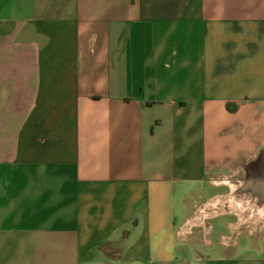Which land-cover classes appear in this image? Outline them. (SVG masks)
<instances>
[{"label": "crops", "instance_id": "1", "mask_svg": "<svg viewBox=\"0 0 264 264\" xmlns=\"http://www.w3.org/2000/svg\"><path fill=\"white\" fill-rule=\"evenodd\" d=\"M262 149L264 0H0V264H264Z\"/></svg>", "mask_w": 264, "mask_h": 264}, {"label": "flooded vegetation", "instance_id": "2", "mask_svg": "<svg viewBox=\"0 0 264 264\" xmlns=\"http://www.w3.org/2000/svg\"><path fill=\"white\" fill-rule=\"evenodd\" d=\"M254 170H257V175L261 178H264V150H261L258 156V159L255 161L253 165V170L249 172L251 175L252 173L254 174ZM264 200V197H262ZM262 200V201H263Z\"/></svg>", "mask_w": 264, "mask_h": 264}, {"label": "rangeland", "instance_id": "3", "mask_svg": "<svg viewBox=\"0 0 264 264\" xmlns=\"http://www.w3.org/2000/svg\"><path fill=\"white\" fill-rule=\"evenodd\" d=\"M260 127L262 126V124L260 123V125H259ZM262 150H264V149H262ZM239 198H240V196H239ZM233 203V202H232ZM234 206H235V208L238 210V209H242V207H241V205H239L238 203L235 205V204H233ZM222 219V218H221Z\"/></svg>", "mask_w": 264, "mask_h": 264}, {"label": "bare ground", "instance_id": "4", "mask_svg": "<svg viewBox=\"0 0 264 264\" xmlns=\"http://www.w3.org/2000/svg\"><path fill=\"white\" fill-rule=\"evenodd\" d=\"M233 204H235L234 202H233ZM236 205V204H235ZM238 210H240V209H238Z\"/></svg>", "mask_w": 264, "mask_h": 264}]
</instances>
